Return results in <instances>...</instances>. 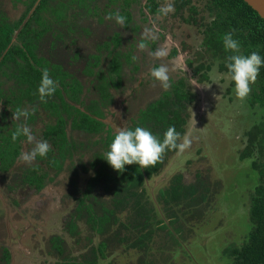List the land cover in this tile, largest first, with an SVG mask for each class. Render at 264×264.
Listing matches in <instances>:
<instances>
[{
	"label": "flooded vegetation",
	"instance_id": "1",
	"mask_svg": "<svg viewBox=\"0 0 264 264\" xmlns=\"http://www.w3.org/2000/svg\"><path fill=\"white\" fill-rule=\"evenodd\" d=\"M156 1L0 0V264H119L120 258L109 259L106 241L103 256L93 261L91 257L94 234H99L98 243L107 235V228L92 221L94 214L105 217L113 209L109 231L120 235L129 226L133 233L128 208L121 205L122 176L116 177L104 156L118 127L150 130L151 104L189 105V120L178 142L185 134L192 138L200 132L209 133V143L213 139L203 126L192 136L189 129L191 112L198 113L201 84L206 82L197 72L201 61H194L208 56L201 45V21L210 15L206 0ZM169 2L174 11L158 14ZM117 11L126 17L123 26L107 19ZM185 25L192 27L193 41V32L185 36ZM161 48L168 54L153 61L152 68L163 64L174 72L168 60L181 58L187 74L175 70L176 76L169 75L171 86L150 99V85L152 92L158 89L150 76V58H157L153 54ZM45 69L57 86L42 100L37 89ZM19 110L29 115L14 119L13 113ZM235 111L231 109L229 118L234 119ZM91 117L97 122H91ZM197 118L206 127L212 122V117L206 119L200 113ZM247 121L249 117L233 123L239 141L233 150L236 155L240 146L242 150L247 146ZM21 125L51 146L31 163L22 161L20 154L34 144L24 136L12 139ZM204 147L201 155L208 157ZM184 155L171 151L151 177L142 167L140 189L159 195L174 176L165 175L169 170L182 173L187 182L186 168L175 163ZM108 174L115 179H108ZM201 175L195 172V177ZM214 189L210 196L214 197ZM87 231L94 233L92 242ZM176 252L177 248L175 257Z\"/></svg>",
	"mask_w": 264,
	"mask_h": 264
},
{
	"label": "trees",
	"instance_id": "2",
	"mask_svg": "<svg viewBox=\"0 0 264 264\" xmlns=\"http://www.w3.org/2000/svg\"><path fill=\"white\" fill-rule=\"evenodd\" d=\"M155 2L157 3L156 0ZM206 8L210 15L201 21L203 31L201 45L208 52V56L197 64V72L202 73L204 81L211 80L210 72L214 68L218 72L227 71L226 60L233 53L225 50L223 36L229 31H232L234 38L240 42L241 54L248 55L257 51L264 56V18L247 1L206 0ZM194 20L197 21V18L194 17ZM223 82L225 84V81ZM226 88L227 99L231 100L233 97L236 100L240 99L236 94L233 95L234 85L228 84ZM250 88V93L243 98V106L246 107L244 112L248 115L250 113L251 124L246 131L247 146L239 153V157L242 160L246 158L250 160L251 166L258 171V183L251 196V228L240 243L228 245L225 248L226 264H264V66L261 67L255 82L250 84ZM176 97L181 99L182 95L176 94ZM186 98L188 101L192 100L189 93L186 94ZM188 107L189 105H184V102L181 105L174 102L171 105L162 102L151 104L150 131L162 141L165 131L174 125L176 131L182 135L189 120ZM225 109L224 114L221 115L223 120L224 116L228 118L231 116L230 109ZM90 120L97 122L93 117ZM171 151L175 152V149L166 148L154 165L144 168L147 173L150 172V177L157 173L165 155L170 154ZM112 169L116 172V177L122 176L121 205L128 208V220L132 223L130 227L133 228V233L129 232V226H124L120 235L109 231L113 228V209H109L110 214L104 215L105 217L94 214L92 221L100 223L103 229L107 228V235L106 240L98 243L99 234L93 233L97 245L94 244L92 247L91 257L94 256L92 261L96 260L100 254L103 256L105 250L103 241H106L107 254H109L111 238L115 240L118 238L123 244L138 251L137 253L141 256L139 264H152L150 259H147L149 258L148 250L152 249L150 243L158 238L169 242V237L170 240L175 239L180 243L182 239L179 238L178 232L184 224L192 220L191 217L200 203H204L210 196L211 188L207 187L204 181L184 182L183 174L176 173L168 186L162 189L159 195L154 196L151 193L147 194L146 190L139 187L144 176L142 166L132 164L125 166L121 171ZM180 169H182L181 166ZM107 176L108 179H115L113 174ZM134 178H137V181ZM90 211H92L91 208ZM192 226L190 225V228ZM136 228L138 232H135ZM92 240L93 237L91 242Z\"/></svg>",
	"mask_w": 264,
	"mask_h": 264
},
{
	"label": "rangeland",
	"instance_id": "3",
	"mask_svg": "<svg viewBox=\"0 0 264 264\" xmlns=\"http://www.w3.org/2000/svg\"><path fill=\"white\" fill-rule=\"evenodd\" d=\"M161 18V16L158 17L159 21H161ZM174 22H177V20L175 19ZM184 28L185 36L193 32V35L190 36L193 41L195 38L192 27L185 25ZM196 34L202 37L198 30H196ZM198 39V42L201 41V38ZM202 60H205V57L194 59L196 62ZM153 61H161V59L150 58V70ZM177 61L183 62L184 59L174 58L172 61L168 60L170 69L171 67L174 69ZM173 71L175 72V70ZM174 72L171 73L176 76ZM217 72V69L214 68L210 72L211 80H206L205 83L201 84L203 94H201L195 107L198 113L206 116V119L212 117L211 124L206 127V124L204 125L203 121L197 118L198 113L194 111L191 112L192 119L189 125L191 136L202 126V129L205 128L206 130L214 127L211 131L213 139L210 140V143L206 140L210 138L209 133L200 132V134L193 136L190 147L181 153H185V155L175 161L181 168H186L185 180L187 182L202 180L211 190L215 187V195L206 198L204 203H200L202 208L199 206L191 217L192 220L183 225L182 229L184 231L178 234L179 238L182 239L180 243L175 239L170 240V237L168 238L169 242L162 241L159 238L153 242L152 249H150V262L152 264H226L225 248L228 245L240 243L251 228V196L258 183V171L251 166L249 159L240 160L239 154L236 155L233 152L239 142H236L233 123L248 119L250 113L248 115L244 112L246 107L243 106V98L238 100L235 97L231 100L227 99L225 95L226 86L222 89L219 84L214 82L217 79ZM171 73L169 71V75ZM181 73L187 74V70H182ZM219 82L224 84L223 81ZM155 83L158 89L152 92L153 88L150 85V99L158 96L164 89L159 81L155 80ZM233 95H235L234 91ZM225 108H229L230 111L232 108L236 110L234 119L224 116L223 120L221 115L224 114ZM237 111L241 113H236ZM111 115L114 116V113H111ZM248 122L251 124V121ZM200 140H203L205 153L210 158L211 166L214 167V175L208 157L204 154L201 155L204 150ZM192 149L194 153H190ZM242 149L243 147L240 146L237 152L240 153ZM196 171L199 175L202 174L201 177H195ZM175 172L177 170H169L165 175L170 177L175 175ZM165 184H168L167 179ZM190 225L193 226L190 228ZM86 234L87 237L92 238L93 233L87 231ZM86 236H84L85 239ZM114 240V238L110 240L109 259L114 261L116 258H120L119 264H139V261L141 262V256L136 251L127 244H123L120 239L116 238ZM176 248L175 257L173 251Z\"/></svg>",
	"mask_w": 264,
	"mask_h": 264
},
{
	"label": "clouds",
	"instance_id": "4",
	"mask_svg": "<svg viewBox=\"0 0 264 264\" xmlns=\"http://www.w3.org/2000/svg\"><path fill=\"white\" fill-rule=\"evenodd\" d=\"M174 11V4L167 3L158 10V14L168 15ZM107 19L115 20L119 25L126 23V17L120 12L109 13ZM223 45L226 51L233 54L227 57L226 72H218L217 79L214 81L221 88L228 84L234 85L235 94L240 97H246L250 91V84L255 82L260 69L264 66V56L257 51H253L248 55L241 54L240 42L234 38V33L229 31L223 36ZM168 54L166 48L158 49L153 55L157 58L164 57ZM180 69L186 71L187 65L182 61H177L173 70ZM169 68L166 65H159L150 70V76L159 81L163 88L168 89L170 84ZM219 81H225L221 84ZM56 81H54L48 71L45 69L38 86V93L43 100L45 97L52 95L56 90ZM29 115L27 110H19L13 113V118L19 120L22 116ZM20 136L26 137L29 143L34 144L30 151H22L20 159L24 162L31 163L37 156H45L50 151V144L46 140L37 139L32 130L28 126L21 125L16 128L12 139L16 140ZM181 134L176 131L175 126H170L164 133L161 141L153 133L141 126L133 128L118 127L114 139L108 146L104 159L115 170H124L125 165L137 164L143 168L154 165L160 158L166 148L177 150L179 153L190 147L192 140L189 135L183 136L180 141Z\"/></svg>",
	"mask_w": 264,
	"mask_h": 264
},
{
	"label": "water",
	"instance_id": "5",
	"mask_svg": "<svg viewBox=\"0 0 264 264\" xmlns=\"http://www.w3.org/2000/svg\"><path fill=\"white\" fill-rule=\"evenodd\" d=\"M264 18V0H245Z\"/></svg>",
	"mask_w": 264,
	"mask_h": 264
}]
</instances>
